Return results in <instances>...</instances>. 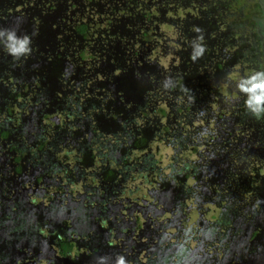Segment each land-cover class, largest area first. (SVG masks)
<instances>
[{
    "label": "flooded vegetation",
    "instance_id": "af4514ba",
    "mask_svg": "<svg viewBox=\"0 0 264 264\" xmlns=\"http://www.w3.org/2000/svg\"><path fill=\"white\" fill-rule=\"evenodd\" d=\"M231 2L190 0V17L202 16L204 29L197 32L194 29L198 26L190 28V37L186 33L173 35L171 59L175 56L191 59V42L202 35L206 51L192 60L197 71L186 77L182 67L172 64L166 57L164 49L154 54L164 61L162 65L156 60H142L153 68V91L145 89L131 106L130 113L135 116L120 124L116 119L118 115L122 117L119 112L123 111H115L113 106L107 108V114L113 117L114 124L103 126L89 114L95 115L92 109L87 111L80 106L81 110L76 112H72V107L70 111L59 110L66 108L56 99L61 95L49 93L51 96L47 97V88L39 89L43 92H38V97L17 92L20 86L15 84V78H27L30 72H24V64L6 66L13 80L6 79L4 74L3 81L0 80L3 89L0 91V188L5 196L0 195V205L5 208L0 221L17 226L10 236L15 238L12 245H20L18 250L22 249L23 255L29 253L30 245L38 244L39 249L34 252L38 256L34 261L45 264L58 254L57 247L51 243H58L62 238H73L90 255L97 250L95 242L107 239H111L110 248L122 247L126 254L130 250L139 252L135 247H142L136 244L132 233L140 238L151 232V238L155 237L156 241L167 239L166 232L157 227L158 210L166 201L173 202L171 195L182 192L190 195V180L196 174L210 176L216 171L204 167L208 152L212 154L206 142L219 143L221 157L232 145L230 142H237L233 149L235 161L230 162L241 163L243 167L249 162L240 148L243 143L250 142L242 138V129L234 130L230 124L235 118L242 123L245 115L251 114L244 105L245 95L236 87L238 78L244 77L243 69L247 74L251 69L256 70V66L264 70V0ZM137 41L136 49L144 46L150 49L145 39ZM228 60L237 65L239 74L236 73L235 78L218 73L227 71ZM213 62L212 71L208 66ZM210 75L218 86L217 82L227 80L222 86L223 95L218 86L211 84ZM179 77L182 80L177 83ZM168 78L175 87L164 88ZM46 82L48 80L39 85ZM181 85L189 91H182ZM29 88L32 89V84ZM9 104L21 105V108L15 106L9 111ZM24 109L29 117L23 121L27 117L26 113L23 115ZM21 115L26 117L21 118ZM253 128H257V134L263 132L260 126ZM238 134L241 135L239 139L236 138ZM15 135L18 137L14 138ZM191 151H195L194 156L190 155ZM251 154L253 158L258 154L254 146ZM34 159L38 160L35 165ZM230 166L225 164L222 172H228ZM237 168L238 165L234 170ZM8 188L16 191L10 193ZM93 192L96 196H89ZM188 205L190 196L186 202H173L167 213L168 224L175 222L171 221L172 208ZM145 222L152 223L153 227ZM52 230L55 234L50 233ZM153 245L156 249L157 243L152 241ZM73 253L77 255L78 248Z\"/></svg>",
    "mask_w": 264,
    "mask_h": 264
},
{
    "label": "rangeland",
    "instance_id": "374dc122",
    "mask_svg": "<svg viewBox=\"0 0 264 264\" xmlns=\"http://www.w3.org/2000/svg\"><path fill=\"white\" fill-rule=\"evenodd\" d=\"M138 1L137 0H0V8L1 9L5 8L10 10V13L15 18H18V20H20V28H19L20 31L19 33L16 34L17 36L22 37L24 36L23 34L27 35V33L32 29H33L32 31H34V27L38 25L40 31L35 32L33 36H29L32 43L34 44V47L40 53L44 52L45 54H47L49 52L48 56L46 57V61H44L45 63L50 62V66H51L53 63L57 61L59 62L57 64H60L59 66H61L62 69L63 67H65V73H62L61 71L60 76L62 78H64L65 76V78L68 79V80H63V83L60 84L59 80L61 78L56 79L52 75H50L51 84L49 82H46L42 85H35L33 89L34 91L31 88H29L28 85L22 86L20 90L25 92L27 97L33 95L35 97L37 95L38 97V94L43 92V91L39 92V89L47 88L48 91H45L47 92V97L51 96L49 93L51 94L57 93L63 95L62 97L57 96L56 99L57 101H61L63 105L66 106V108L69 107L73 108L74 106H76V110L77 107H79V110H81L80 106H82V109L86 108L87 111L88 110L91 111V109L95 111V115L91 113L89 114L92 117H94L93 120H100L99 124L103 126L114 124L113 117L107 114V108L112 106L115 107V111L118 110L123 111V112H119L121 113L122 117H119L118 115V119H116L117 123L120 124L121 121L129 117H134L135 115H132L130 113L131 106L139 96L143 95V92L145 91L144 87L141 86L143 82L141 79L137 80V78L132 74L121 72L123 71V69L120 70L119 68L117 69L115 67H110L111 69L108 68V66L104 64V62L101 60L102 57L100 56L104 53L100 52L101 51L100 44L105 45L107 43V40L102 39L103 36H105L106 34L105 29L109 27L111 29H115L117 30L115 31V33L119 35L117 38H120V40L123 39L130 41L131 35L127 34V30H126L129 29L128 23L135 22L137 27H139L140 29L142 28V26L151 27V22L152 24L155 23V19H153L154 18L153 16L156 15L159 16L161 13H164L169 17H171V15H176L180 10L179 6L181 0H175V2L171 0H138ZM234 2L235 0H232L231 4H234ZM182 10L184 11L183 14L185 16V20L190 22V0H182ZM147 18L150 19V22L149 20H146ZM77 20L78 21L85 20L89 24L85 36H81L77 34L75 30H73L75 26L74 23H76ZM51 25L55 26L56 28L51 29ZM200 26H203V23H200ZM157 27L159 28V26ZM130 28L135 30V28H133L132 26ZM173 28L175 29V27L168 25L166 23L160 24V31L167 34L168 36L170 35L173 36L176 34ZM0 29H3V27L0 26ZM55 29L58 31H56ZM151 33L152 32L150 31L148 32L147 35H150ZM74 34H77V36H75ZM59 35L63 37V40L66 43L64 47L59 43V39H58ZM134 36L135 37L137 36L136 31ZM188 36L190 37V32L188 33ZM151 38L153 37H147V39H151ZM0 39L4 40V37H0ZM159 40L157 41L155 39H152L151 43L153 47H150L149 50L164 49L166 51V56L173 64V59L177 61V57L171 59L174 51L173 40L167 38L166 45H164L165 42ZM129 41H126L127 42L126 47H128V49L125 48V50H123L124 54L121 57L125 60L129 56L128 53H131L133 47L138 48L139 46V42L137 40L132 39L131 42H133V46L132 48H130V45L132 43L130 44ZM40 46H42V48L47 50L42 49ZM49 47L51 49L56 50L57 53L60 52V55L54 54L53 53L54 50L51 51ZM89 48H91L92 50V54H93L92 56L87 55V50H90ZM94 48H96L97 51ZM77 49L79 50L83 49L82 58L78 56ZM146 49L148 48L144 46V47H140L139 50L144 57L143 59L144 61L146 60L147 55L143 53H146ZM3 50H5L4 46H3ZM152 52L153 51L149 52V57L154 58V54ZM134 55L136 54H132V56ZM158 60L162 62L161 59ZM210 60L211 58L209 59V61ZM214 63L215 62L209 64L208 68L210 70L214 68ZM232 63H233L232 61L228 60L226 62V64L228 65L227 71L225 70L219 71L218 73L223 76L235 78L234 75L236 73L239 74V71L237 65L235 63L233 64ZM14 64H15L14 61H11V59L9 61L6 60V66H14ZM164 65L166 66V63ZM59 66H56V70L57 67ZM68 66L69 69L66 71V67ZM60 69H58L57 72H59ZM259 69L260 68L256 66V70ZM37 70L41 71L40 68H37ZM253 71L255 70L251 69V72ZM70 72H72L71 78L69 77ZM243 73L244 76L248 75L247 71L244 69H243ZM187 76L188 75H186V77ZM45 79H47V77H45ZM154 81L155 79L150 80V82H154ZM210 81L211 84H213L214 86H218L217 84L214 83V76L210 75ZM110 82L111 85H109ZM226 82L227 80H223L222 83L217 82L220 85L218 87L221 95L225 93V90L223 89L222 86L223 83L226 84ZM118 84L122 88H124L125 92L129 90L138 89L137 90L138 93L129 96L125 92L119 91L117 89ZM144 86L147 87L146 84H144ZM228 87L231 89L230 86ZM147 90H148L147 92L153 91V89H147ZM157 90L159 89L157 88ZM114 92H116L115 96L113 98L109 97L111 93ZM76 93H78V95ZM35 106L38 107V104L35 103ZM26 109H24L23 115H25L26 113L27 117L21 116V118L26 117L22 119L23 121L27 120V118L29 117L27 115L28 112L26 111ZM87 111L85 110L83 112H87ZM15 113L18 114V112ZM74 116L77 117L79 116V114H75ZM35 118H36V113H35ZM244 123H247V126L246 125L244 126ZM254 126H260L263 132L257 134V132L255 131L257 128H253ZM230 127L234 128V130H238L239 128L244 131L243 133L240 131L243 134L242 138L248 139L250 143L247 144L243 143L240 150L242 151V154L245 155V158L250 160L247 164H244V167L241 165V163L230 162V160L235 161L233 149L234 146L237 144V142L235 143L230 142L229 144L232 145L228 147V150L226 151L225 155H222L221 157L220 154L218 153V151H220L221 149L220 144L218 143L217 145H215L214 143H212L216 141H211V142L205 141L208 144V148H211L212 154L208 152V157L206 160L207 164H205L204 167L208 168L209 170L210 168H215L214 165L216 164H217L216 167H218L219 169H222V167L225 164H229L231 166L228 168V172L224 173L225 176L223 177V180H227V182L220 180L219 179L220 177L210 179V181H213L212 184L215 183L213 185L219 186V189L217 191L218 193L216 194L208 193L209 194L208 197L207 195H205V197L203 198L205 201L203 199L200 201V205H201L200 207L202 211H204V214H207V216H209V219H212L210 218L211 214L213 213L215 215L220 214L219 213L220 208L223 205H226V202L229 200V203L231 205L230 206L227 205L226 209L228 210V212L230 211L235 215L232 216V220L231 223L229 222V226L224 228L225 225H221L212 219L213 221L210 222L208 228H212V226H217L219 230H221L218 236V239L221 241V244L224 242L230 243L233 238L232 248L228 246L226 249L229 254L231 253L232 255V253L234 252L233 249L237 251L239 250L243 254H249L250 259L247 262L245 260H242V261H237L236 264H264V233L263 235H261L263 236L261 238L255 240L250 239L248 234H249V228L252 226L251 225L252 222H249L247 218V216L251 215L254 209L257 208L253 213L254 216L259 217L255 224L260 226V232L262 231V229L264 230V146L261 145V142H264V118L258 120L252 114H246L242 123H240L239 120H236L235 118L234 121L230 124ZM18 128L21 129L22 128L21 125H19ZM17 137H18L17 135L14 136V138ZM240 137L241 135L238 134L236 138L239 139ZM253 146H254V150H257L258 152L255 158H253L251 154ZM230 148L232 149V152H229ZM194 154L195 151L190 152L191 156H194ZM240 160L245 161L243 159ZM35 162H38V160L34 159V165ZM237 165L238 168L237 171H235L234 168ZM200 178L204 179L205 177H203L202 175L200 176ZM232 178L234 180V183ZM194 179H197V177H195ZM194 179L190 180V183L192 182L191 183L192 186H190V189L192 191L195 190L201 193V191H203L204 188H206L205 183L201 184V182L198 181L196 182V184L193 185L195 181ZM224 182L226 187L225 189H222L220 187H222V184H224ZM211 188L212 186L209 187V190ZM7 190L10 191V193L12 192V190L13 192L16 191V189L14 188L12 189L8 188ZM0 195L2 197H5L2 194L1 188H0ZM89 196L94 197L96 195L93 192L90 193ZM188 196H191V199L193 198V194H191V191H190V195L187 196L184 194V192H182L175 196L171 195L170 196L171 198L170 197L169 198L170 200L172 199L173 202L175 203L176 202L183 203L187 201ZM195 196L197 195L195 194ZM181 197H182V202H181ZM22 202L23 201H20L19 203ZM173 202L171 203L169 201H166L165 202L166 205L162 209L160 208L158 210V213L156 214V221L158 222L157 227L159 231L160 229H163L166 232L167 239L156 241L155 237L153 239L151 238L152 237L151 232L141 235L140 238H138L134 233H132L133 234L132 237L136 241V244L142 247V248H139L138 246L135 247V249L136 250L138 249L139 252L130 250L129 253L126 254L127 253L126 250H124L122 247L107 248L108 250H111V254H109V252L106 249H103L105 258H107L111 264H117V261L120 257H123L125 264H138L135 262L136 259L135 255L138 256V259L144 260L143 258L147 257V255L149 257H153L156 254L155 249L152 247V241H153L154 243H157V246L160 248L169 246V250H168L169 253L168 255H166V258H164L163 256L156 257L158 261L165 259L164 261H162L163 264H174V263L177 264L178 259H179L178 264H182L181 257L184 256V258H186L185 256L187 255L190 257V248L196 252L195 253L196 261H190L189 258L191 264H193L194 262L195 264H200L201 260H202V264H211L210 262L212 260L210 259L207 260L205 256L202 258V256L198 254L201 252H203V254L206 253L204 251H206L209 248L208 247L209 240H207L206 238L207 234L205 235V233H203V230L206 228V220H202V221L196 220L195 224L191 228L193 234L190 235V221H192V219L195 218L196 215L198 216L200 212L199 210L200 207L197 205L198 202L197 203L193 201L191 202V206L195 205V208L190 207V205L181 206L179 208H174V209L172 208L174 214L172 215L171 221L175 220L172 226L167 222L168 220L167 213L169 208L173 206ZM219 203H221L222 206H220ZM260 206L262 207L260 208ZM0 208L2 209V210L0 209V217H1L3 209L5 208H3L2 205H0ZM177 221L179 225L182 227L181 229L180 227H174L175 224H178ZM260 222H262L263 225H261ZM147 226L152 228L153 224L147 223ZM6 228H9V225L4 221H0V264H6V263L9 264L10 263L9 260L12 259L10 258L12 253L23 255L22 249L18 250V247L20 245L16 246L15 244H13L10 246V244L14 242L15 238L13 236H10V231H6ZM144 229H145V224L143 223V230ZM236 237H237V243L235 246ZM250 243H253L254 246L252 250H249L251 248V246H249ZM109 245H112V243H110ZM230 245H232V243H230ZM198 249H201L202 251ZM96 257L97 255L91 257V259L96 260ZM23 258H25L26 260L31 259L30 256L27 255H25ZM101 259L103 260V258ZM174 259H177V261L174 262ZM16 260L17 258H15L14 262L11 264H26L28 262L25 260L24 261L19 260V262L16 263ZM185 261H188V259L186 258ZM65 263L66 262L63 260L58 261L56 259H53L51 260V263L46 262L45 264H65ZM84 264H88L87 261L84 262Z\"/></svg>",
    "mask_w": 264,
    "mask_h": 264
},
{
    "label": "trees",
    "instance_id": "16d2710c",
    "mask_svg": "<svg viewBox=\"0 0 264 264\" xmlns=\"http://www.w3.org/2000/svg\"><path fill=\"white\" fill-rule=\"evenodd\" d=\"M171 1L175 2V0H171ZM179 7H180V10L178 11V13L176 15H171V17L167 16L164 13H161L159 16H157V15L153 16L154 17L153 19H155V23L152 24V22H151V27L142 26V28L140 29L139 27H137L135 22L128 23L129 29H126L127 30V34L131 35V40L132 39L137 40L138 38H143L146 41L145 45H149L150 47H153V45L151 43L152 39L158 40L159 38H161V39H163L162 40L163 42L164 41L166 42V37H168V39H171V37H172V36H168L167 34H165V33L160 31V24H162V23H166L168 25H171V26L175 27V29L174 28L173 29L176 32V34L177 33H182V34L186 33L185 34L186 36H188V32L189 31L191 33L190 28H192V27L198 26L200 28V31L204 29V28H202V27H204V24H203V26H200V23H202L201 22L202 21V16L198 17L196 15V17H190V22H188V21L185 20V16L183 14L184 11L182 10V0L180 1V6ZM146 20H149V22H150L149 18H147ZM156 24H157V26H159V28L156 26ZM74 25L75 26H74L73 30H75L77 32V34H79L81 36H85L87 27L89 26L87 21H85V20L78 21L77 20V22L74 23ZM0 26H2L3 29H6V30H13L17 34L20 31V29H19L20 28V20H18V18H15L10 13V10L5 9V8H2V9L0 8ZM131 26L133 28H135V30L131 29L130 28ZM54 28H56V27L51 25V29H54ZM32 30L27 33V36H33V34L35 32L40 31V29L38 28V25H36L34 27V31H32ZM56 31H58V30H56ZM105 31H106V34H105V36H103L102 39L107 40V43L105 45L104 44L103 45L100 44V46H101V51L100 52L104 53V54H102L100 56V57H102V59L101 58L100 59L104 62V64H106L108 66V68L115 67L117 69L119 68L120 70L123 69V71H121V72H126V73H129V74H132V75H134L137 78V80L141 79L143 84L147 85V87L144 86V89H146V90L147 89H153V88H151L152 87L151 86L152 83L150 82V80L154 79V77H153L154 73L151 72L153 68L151 66H148V65L144 64V62L142 61L144 59V57L141 54V52L138 49L133 47V49L131 50V53H128L129 56L126 58V60L121 58L122 55L124 54L123 50H125V48L128 49V47H126V44H127L126 41H129V40H123V39L120 40V38H117L119 36V35H117V33H115V31H117V30L111 29L110 27L105 29ZM135 31L137 33L136 37L134 36ZM150 31L152 33L150 35H147L148 32H150ZM122 32H120V33H122ZM77 34H74V35L77 36ZM23 35H26V34H23ZM147 37H153V38L147 39ZM58 39H59V43L64 47V45L66 43L64 42L63 37H61V35H59ZM100 40H99V43H100ZM131 40L129 41L130 44L132 43L130 45V48H132V46H133V42H131ZM203 41H205V40H203ZM134 42H136V41H134ZM2 45L3 44L0 45V80L1 81H3V79H4L2 74L6 75L5 76L6 79L13 80V75L11 73L9 74L8 73L9 70H7V68H6V60L9 61L10 59H11V61H14V63H15L14 67H17L19 64H24L25 65L23 67L24 72L26 70H29V72H30L29 73L30 76L27 77V78L26 77L25 78H20V77L19 78H15V80H16V81L14 80L15 84L20 86V88L22 86H27V85L29 86V85L32 84V90H33L35 85H39V83H41L42 81H45V80H48V82L51 84L50 75H52L56 79L57 78H61L59 80L60 84L63 83V80H68L67 78H65V76H64V78H62L60 76L61 71H62V73H65V67H63V69H62V67L59 66L60 64H57V63H59L57 61L55 63H53L51 66H50V62L45 63L44 61H46V57L48 56L49 52L47 54H45L44 52H41V53L38 52V50L34 47V44L32 43V41H31V45H30V48H31L30 54L27 55V56H21L19 59L13 58L9 53H7L5 50H3V46ZM179 46H180V43H178L177 48ZM40 47L42 48V46H40ZM42 49H44V48H42ZM89 49L90 50H87V55L92 56L93 55L92 54V50H91V48H89ZM94 49L97 51L96 48H94ZM44 50H47V49H44ZM52 50H54V49H51V51ZM77 51H78V53H77L78 56L80 58H82L83 57V49H80V50L77 49ZM151 51H153L152 52L153 54H157V55L159 54L156 49H153V50L146 49V53H143V54L147 55L146 56V60H148V59L156 60L158 62V64H161V63L164 62L161 58H159V59H161L162 62H160L158 60V58H156L155 56H154V58L149 57V52H151ZM53 53L56 54V55H58V54L60 55V52L57 53L56 50H54ZM40 54H43V55H40ZM132 54H136V55L132 56ZM190 54L191 53H189V56H190ZM175 57L179 58V60H181V61L173 60V63H175L177 65V67H179V68L182 67V71L184 73H186V75L194 74V71L195 70L197 71L196 67L192 64L193 63L192 59H190V58L183 59L180 56L179 57L175 56ZM7 58H9V59H7ZM2 64L4 65L3 68H2ZM182 64L183 65L185 64V67H183ZM56 66H59V67H57V70L60 69V67H61L59 72H57ZM37 68H40L41 71H38ZM188 68H189L190 71L188 70ZM52 69H55V70H52ZM68 69H69V66L66 67V71ZM71 75H72V72L69 73V77L70 78H71ZM45 77H47V79H45ZM180 79L182 80V77H179L178 81ZM112 84H113V82H112ZM109 85H111V82H110ZM117 89L119 91L125 92L124 88H122L119 84L117 85ZM2 90L3 89L0 88V91H2ZM137 90L138 89L129 90V91L125 92V93L130 96V95H133L135 93L137 94L138 93ZM17 92L21 93L22 91L19 89ZM54 92H56V91H54ZM89 93H91V92H89ZM76 94H78V93H76ZM62 96L63 95H61V97ZM65 97H67V96H65ZM140 97L141 96H139L138 98H140ZM15 106L17 107V109L21 108V105L19 107L16 104L14 106H13V104H9V106H8L9 111H11L12 107H14V109H15ZM62 108H58V109L62 110V111H67V110L70 111V107L67 108V109L65 108L64 110ZM77 110H79V107H77ZM77 110H76V106H74L73 109H72V112H76ZM261 145L264 146V142H261ZM217 169H218V167L215 168L216 171L210 173V176H203V177H205L204 179H202V178H200V176H198L200 172L195 175V177L197 176V179H195L193 185L196 184V182L200 181L201 184L205 183V187H206V188H204L203 191H201V193H199V192H197L195 190L192 191L190 189L191 194H193V198L191 199V202L192 201L196 202V200H197V202H198L197 205L199 207L201 206L200 205V201L205 197V195H207V197H208L209 196L208 193H213V194L218 193L217 191L219 189V186L218 185H213L215 183L212 184L213 181H210L211 178H216V177L217 178L220 177L219 179L223 180L224 173L222 172L221 169H219V170H217ZM232 180H233V178H232ZM223 181L227 182V180H223ZM225 182H224V184H222V187H220V188L225 189V187H226ZM233 183H234V180H233ZM210 186H212V188L209 190ZM195 194L197 196H195ZM190 198H191V196H190ZM194 198H196V199H194ZM191 202H190V205H191ZM219 205L222 206L221 203H219ZM227 205L228 206L231 205L229 203V200L226 202V205H223L220 208V211H219L220 214L215 215L213 213L210 216V218H212L215 222H217V223H219L221 225H225L224 228L229 226V222L231 223L232 216H235L234 213H232L230 211L228 212V210L226 209ZM261 207L262 206H260V208ZM256 209L257 208H255L254 211ZM199 210H200L199 215L198 216L196 215V217L193 218L192 221H190V235L193 234L192 233L193 231L191 230V228L195 224L196 220H199V221L200 220L201 221L202 220H206V228L203 230V233H205V235L207 234L206 238H207V240H209V244H208L209 248L206 251H204V252H206L204 254H203V252H201V253L197 252V253L199 255H201L202 258L205 256L207 258V260L208 259L212 260L210 262L211 264H236L237 261H242V260H245L247 262L250 259L249 258V254H243L241 251H239V250L237 251L235 249H233L234 252L232 253V255H231V253L229 254L227 252V250H226L227 247L229 246L230 248H232V246H233V238H232V241L230 242V243H232V245H230L229 242H224V243L221 244V241L218 239L219 232L221 230H219V228L217 226H212V228H208V225L213 220L209 219V216H207V214H204V211H202L201 207L199 208ZM254 211L252 212L251 215L247 216L249 222H252L251 223L252 226L249 228V234H248L249 238L252 239V240H255V239L263 237L261 235H263V233H264V230L262 229V231L260 232V226L255 224L259 217H256V216L253 215ZM177 223H178V221H177ZM201 224H202V222H201ZM260 224L263 225L262 222H260ZM174 227H180V229L182 228L179 225V223L175 224ZM16 229H17V226L16 225L15 226L12 225L10 229L6 228V231H10V234H13V232ZM50 233L51 234H55L53 232V230ZM235 240H236V242H235V246H236L237 237L235 238ZM110 242H111V239H107L105 242H101V243L95 242L94 243V247L97 250L94 251V253L92 255H90V253L85 248H83V246L75 243L73 238H70V239L62 238V239L58 240V243H54V244L51 243L52 246L54 245V247H57V253L58 254H57L56 257H51L48 261H49V263H51V260L56 259L58 261L59 260L60 261L61 260L65 261L66 262L65 264H84V262H86V261H87L88 264H111L110 261L107 258H105V254H104V251H103V249H106L109 252V254H111V250L107 249V248H110V245H109ZM11 245H12V243L10 244V246ZM211 245H212V247H211ZM249 246H251V248L249 250H252L253 247H254L253 243H250ZM77 248H78V254L74 255L73 251H74V249L76 250ZM153 248H154V246H153ZM200 248H202V247H200ZM34 249H36V250H34ZM38 249H39L38 248V244L37 245H30V250H28L29 253L27 254V256H30V258H31L30 260H26L25 258H23L26 254H24L21 257L18 254L12 253V255L10 257L12 259L9 260V262H10L9 264L13 263L15 258H17L16 263L19 262V260H22V261L25 260V261H28L26 264H41L38 261H34V257L38 256L34 252L37 251ZM243 249H244V247H243ZM168 250H169V246H166V247H163V248L162 247L160 248V247L157 246V248L155 249L156 256L154 258L149 259L150 257L147 255V257L143 258L144 260L136 259L139 262H137V261H135V262L139 263V264H163L162 261H164L165 259H163L161 261H158V259L156 257L163 256L164 258H166V255H168V253H169ZM198 250L202 251L201 249H198ZM212 250H213V252H212ZM68 253H71V254H68ZM163 253H165V255ZM195 253L196 252L193 251L190 248V257L188 255L185 256V257L188 259V261H189V258H190V261H196ZM14 254H15V256H14ZM96 255H97L96 260L91 259V257L96 256ZM63 256H65V258H63ZM101 258H103V260ZM186 258H184V256L181 257L182 264H185V263L188 262V261H185ZM177 259H174V262H176ZM178 261H179V259H178ZM178 261H177V264H178ZM190 261L187 264H191ZM193 264H195V262ZM200 264H202V260H201Z\"/></svg>",
    "mask_w": 264,
    "mask_h": 264
},
{
    "label": "clouds",
    "instance_id": "9594fccd",
    "mask_svg": "<svg viewBox=\"0 0 264 264\" xmlns=\"http://www.w3.org/2000/svg\"><path fill=\"white\" fill-rule=\"evenodd\" d=\"M194 30L200 32L199 28H195ZM0 37H4V40H0V43L3 44L5 51L13 58L19 59L21 56L30 54L31 39L29 36L24 35L21 37L17 36L15 31L0 29ZM203 40L204 37L199 35L191 42L193 48L191 59L193 61L200 58L206 51ZM177 83H179V81H177ZM163 86L165 89L175 87V85L171 83V78L166 79ZM236 87L238 91L246 97L244 100L246 110L258 120L264 118V70H255L247 76L238 78ZM181 88L184 92L189 91V89L184 88L182 85ZM189 99L192 100L193 97L190 96ZM117 264H125L123 257L118 259Z\"/></svg>",
    "mask_w": 264,
    "mask_h": 264
},
{
    "label": "water",
    "instance_id": "95a60500",
    "mask_svg": "<svg viewBox=\"0 0 264 264\" xmlns=\"http://www.w3.org/2000/svg\"><path fill=\"white\" fill-rule=\"evenodd\" d=\"M194 199H196V198H194ZM190 201H191V199H190ZM196 203H197V200H196ZM190 207L195 208V205H192V206L190 205ZM190 209H191V208H190ZM192 211H193V210H192ZM84 220H87V218L84 219ZM14 222H15V221H14ZM15 223H17V222H15ZM11 226H12V225H9V228H11ZM18 226H19V225H18ZM163 254L165 255V253H163Z\"/></svg>",
    "mask_w": 264,
    "mask_h": 264
}]
</instances>
